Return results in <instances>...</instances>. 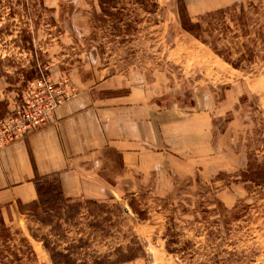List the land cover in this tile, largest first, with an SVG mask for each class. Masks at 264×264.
<instances>
[{
    "label": "rangeland",
    "instance_id": "1",
    "mask_svg": "<svg viewBox=\"0 0 264 264\" xmlns=\"http://www.w3.org/2000/svg\"><path fill=\"white\" fill-rule=\"evenodd\" d=\"M192 3L119 0L96 14L86 9L92 24L80 36L60 28L39 0H0V119L40 74L61 87L64 103L109 74L113 97L143 90L158 109L208 113L212 146L224 136L218 163L208 156L218 171L174 179L161 195L151 183L133 191L118 183L101 202L76 200L56 213L0 207L11 236L0 244V264H51L41 240L75 264H264V0L209 4L197 16ZM185 14L192 23L202 17L201 38L238 69L181 28ZM112 157L100 170L112 171L115 184Z\"/></svg>",
    "mask_w": 264,
    "mask_h": 264
},
{
    "label": "crops",
    "instance_id": "2",
    "mask_svg": "<svg viewBox=\"0 0 264 264\" xmlns=\"http://www.w3.org/2000/svg\"><path fill=\"white\" fill-rule=\"evenodd\" d=\"M118 1L39 0L60 28L70 33L76 29L80 36L86 31L83 26L92 24L86 9L96 14L101 6ZM236 1L192 0L193 11L197 16L202 13L199 7L210 4L218 9ZM92 78L79 81L80 86ZM115 78L104 75L89 91L79 90L55 110L46 127L0 148V207L35 201L36 177L56 175L63 197L72 202H101L119 191L115 190L120 188L118 183L128 191L151 183L152 190L161 195L159 192H167L174 179L190 177L196 171H218L210 166L218 163L219 151L224 154L219 148L224 136L212 146L208 113L158 109L138 89L113 97L107 91L117 84ZM210 154L216 155L215 164L209 161ZM112 155L118 158L119 166L120 181L115 184L112 171L100 170L102 165L114 163Z\"/></svg>",
    "mask_w": 264,
    "mask_h": 264
},
{
    "label": "built area",
    "instance_id": "3",
    "mask_svg": "<svg viewBox=\"0 0 264 264\" xmlns=\"http://www.w3.org/2000/svg\"><path fill=\"white\" fill-rule=\"evenodd\" d=\"M158 4L160 0H146ZM65 95L60 86L51 83L46 76L28 83L21 94L20 103L0 119V148L6 147L46 127L55 110L64 104Z\"/></svg>",
    "mask_w": 264,
    "mask_h": 264
},
{
    "label": "trees",
    "instance_id": "4",
    "mask_svg": "<svg viewBox=\"0 0 264 264\" xmlns=\"http://www.w3.org/2000/svg\"><path fill=\"white\" fill-rule=\"evenodd\" d=\"M235 7H237V6L233 5L232 7H229L225 10L221 9V10L215 11L213 13L207 14L206 16L209 19H211V18L216 19V17H218V16H224L226 13L231 12L232 10H234ZM240 7L241 6H239V8ZM201 20H202V17L200 16L198 18L199 22L192 23L188 19V16L185 14L184 16H182L181 21H180L181 28L186 33L191 35L194 39L199 41L201 44L208 47L214 53L215 56L222 59L224 62L229 64L234 69H238L239 68L238 66L231 64L227 60H225L222 53L219 52L215 46L205 42L201 38V35H202V28L200 26ZM33 182L35 185L37 198L35 201H33L29 204L21 205L20 203H18L17 205H19L18 207L20 210H22V211L26 210L27 212L33 213V215L35 216L38 211H41L43 214L47 213L48 211H50V212L54 211V213H56V212L60 211L61 206L66 208V209H70V208H74L78 205V204H69L72 202L71 199H66L63 197L62 192H61V188H60V184H59V180L56 177V175H50V176H45V177H36L33 180ZM90 203L98 204L97 202H90ZM41 223H44V222L41 221ZM0 227H1V229H0V244H7V242L10 240L11 236H10L9 232L7 231V229L5 228L1 218H0ZM32 237L36 240V237H34V236H32ZM22 242L26 244L28 256L34 258V253L31 249V247L28 245L27 241L23 239ZM38 242L41 243L42 248L46 252H48L51 264H75V261L72 259V256L68 252H66V251H64V252L55 251L54 249L50 248V244H48L45 240H41ZM13 255H14V257H17V254H15V253H13ZM132 259L133 258H129V259H126L124 261H131Z\"/></svg>",
    "mask_w": 264,
    "mask_h": 264
}]
</instances>
